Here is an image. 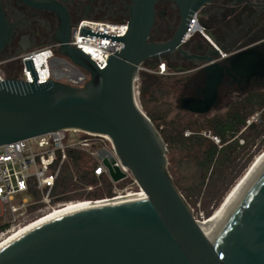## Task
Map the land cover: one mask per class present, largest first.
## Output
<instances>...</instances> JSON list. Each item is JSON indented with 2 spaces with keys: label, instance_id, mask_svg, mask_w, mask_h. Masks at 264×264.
Here are the masks:
<instances>
[{
  "label": "water",
  "instance_id": "water-1",
  "mask_svg": "<svg viewBox=\"0 0 264 264\" xmlns=\"http://www.w3.org/2000/svg\"><path fill=\"white\" fill-rule=\"evenodd\" d=\"M161 0H132L123 36L81 27L82 36L122 43L100 69L81 50L59 40L60 53L90 73L81 87L49 79L38 83L33 60H26L33 82L0 81V146L59 130L109 136L117 155L144 196L54 216L0 248V264H264V167L206 237L167 170V144L137 102L134 82L145 62L168 53L188 56L185 39L195 13L198 23L214 0H170L179 26L166 43L149 41ZM211 40L212 38L208 36ZM213 49L202 58L206 100L186 98V109L207 112L215 104L225 69L247 82L264 77V40L242 44L222 66ZM150 69L157 64H149ZM147 88L142 87L144 94ZM200 103V102H199ZM114 181L125 177L112 171Z\"/></svg>",
  "mask_w": 264,
  "mask_h": 264
},
{
  "label": "built area",
  "instance_id": "built-area-1",
  "mask_svg": "<svg viewBox=\"0 0 264 264\" xmlns=\"http://www.w3.org/2000/svg\"><path fill=\"white\" fill-rule=\"evenodd\" d=\"M81 27L123 36L128 30V21H85L74 28L69 44L81 50L103 69L107 58L121 50L122 43L79 35ZM197 35H205V28L198 23V14L195 13L185 39ZM30 59L33 60L38 83L52 79L81 87L90 79L87 70L74 64L67 56L55 54L47 48L31 52L23 59L20 80L33 82L25 63ZM41 72H46L45 80L40 78ZM143 72L165 74L163 65L155 69L142 66L141 74L134 82L136 99L143 87ZM4 79L5 73L0 67V81ZM261 113L259 111L251 116L239 135L253 122L261 121ZM209 137L220 143L217 136ZM240 143L243 144L244 140L240 139ZM79 154L82 156L79 162H85L87 170L90 171L85 178L75 171L72 164L75 156ZM66 167L69 169L67 178L63 176ZM116 168L125 174L118 182L112 177V171ZM105 181L112 183L114 195L140 190L138 182L121 163L114 143L107 135L59 130L0 146V240L51 211L84 200H96L89 196L102 188ZM121 182H125V185L117 187ZM66 185L70 188L65 189Z\"/></svg>",
  "mask_w": 264,
  "mask_h": 264
},
{
  "label": "flooded vegetation",
  "instance_id": "flooded-vegetation-1",
  "mask_svg": "<svg viewBox=\"0 0 264 264\" xmlns=\"http://www.w3.org/2000/svg\"><path fill=\"white\" fill-rule=\"evenodd\" d=\"M131 3L132 0H0V67L5 79L20 80L23 59L31 52L50 48L55 54L60 53L59 40L67 34L71 40L74 28L82 22L129 21ZM201 20L206 25L205 35H197L201 37L195 36L185 45L188 56L168 53L145 62L144 66L163 65L165 74L157 76H174L175 89L179 90L177 107L192 117L206 119L213 110L228 108L236 98L264 88V77L253 76L247 82L240 79L236 70L225 69L216 102L209 111H190L183 102L186 98L193 99L198 103L191 106L198 109L206 100L202 58L212 55L213 49H218L217 44L223 52L222 57L215 56L214 60L224 66V59L231 52L242 44H251L260 27L264 30V0H214ZM179 23L176 5L170 0L159 1L149 41L166 43Z\"/></svg>",
  "mask_w": 264,
  "mask_h": 264
},
{
  "label": "trees",
  "instance_id": "trees-1",
  "mask_svg": "<svg viewBox=\"0 0 264 264\" xmlns=\"http://www.w3.org/2000/svg\"><path fill=\"white\" fill-rule=\"evenodd\" d=\"M141 78L144 82L143 74ZM163 94L161 89H154L150 92L149 100L146 101L144 94L141 93V106L148 118L161 132L167 144V151L169 148L178 146L188 154L192 149L197 152L194 156H187V159L181 162L182 179L179 182L174 181V184L187 204L191 196H195L196 199L193 203L196 205L198 197L206 190L205 197L208 199V207L205 209L207 217H210L214 211L209 210V206L213 202L216 208L221 204L228 193L227 191L234 186L248 169L249 164L253 162L254 156L264 150V91L257 90L246 93L236 99L224 115L204 119L205 125H200L199 130L206 129L217 136L220 142L225 144L221 148L213 140H209L197 132L185 137L184 129L178 130L174 134L163 131L157 122L158 120L165 121V116L170 108L169 104H158ZM152 104L153 106L150 107ZM259 111L262 112L261 121L253 122L239 135L242 129L247 126V120ZM188 128L195 129L193 126ZM240 139L244 140L243 144H240ZM251 149H253L251 154L242 161L245 151ZM81 158L82 156L79 154L75 156L74 161L78 168L77 172L85 178L90 174V171L87 170L85 162L84 164L79 162ZM190 173H193V177ZM64 177L67 178V176ZM117 185L123 187L125 182ZM68 188L70 186L66 185L65 189ZM114 196L112 183L105 181L104 186L95 190L89 197L98 200L97 198H112Z\"/></svg>",
  "mask_w": 264,
  "mask_h": 264
},
{
  "label": "rangeland",
  "instance_id": "rangeland-1",
  "mask_svg": "<svg viewBox=\"0 0 264 264\" xmlns=\"http://www.w3.org/2000/svg\"><path fill=\"white\" fill-rule=\"evenodd\" d=\"M197 37H201V36H197ZM259 39L264 40V30H261V27L259 28V35L257 36V38H255V40L250 41L249 43H255ZM142 74L144 75L143 87L147 88L145 93H144V100H146V101L149 100L150 92L152 90L161 89L164 92V94L162 95L161 100L158 104H163V105L169 104L170 105L169 112L165 116V121L158 120V122H157L158 124L161 125V129L163 131H165L168 134L169 133L174 134V133L178 132V130L184 129L183 131H184L185 137H188V136L192 135L194 132H197V133L201 134L202 136L209 138V140H212L209 137V135H212V136H215V135H213L209 130H206V129H200L199 130L200 125L201 126L205 125L203 123L204 119L192 117L191 115L186 114L185 112L181 111L177 107L176 99L179 96V90L175 89V83H174L175 79L173 78L174 76H166L165 75L163 78H159V76H157L155 74L147 73V72H143ZM157 78H158V81H157ZM258 90L264 91V88L258 89ZM236 99H238V98H236ZM137 102L140 105V107L143 109V107L141 106V97L140 96L137 97ZM152 106H153V104L150 105V107H152ZM230 106H228V108L223 107L221 110H218L217 112L215 110H213L210 114H208V116H209L208 118H212L216 115H224L229 110ZM189 126H193V128H195V129L188 128ZM213 142L215 144H217L219 146V148H221L222 146L225 145L221 142L220 143H216L215 141H213ZM253 149H251L249 151H245V154H243L244 157H243L242 161H244L246 158H248V156L251 154ZM195 154H197V152L193 149L188 154L178 146L168 149V151H167V158H168L167 170H168L169 174L171 175L173 181H175V182L181 181V179H182V174L180 172L181 162L186 160L187 156H194ZM257 155H259V154H256L254 157H256ZM234 156H233V158H234ZM72 164H73L75 171H77L78 168H77L75 161H72ZM81 164H84V162H81ZM193 173H194V170H193ZM193 173H190V175H192V177H193ZM67 175H69L68 167H66L63 170V176H67ZM117 187H120V186L117 185ZM214 190H216V189L214 188ZM205 193H206V190L204 191V193L201 194L200 197H198L196 205H194V203H193L196 199L195 196H191V199L188 200L189 201L188 205H189V207H190V209H191L196 220L197 219L201 220V219H204L207 217V212H206L205 208L208 207L207 206L208 205L207 204L208 199H206ZM215 208L216 207L214 206V202H213L209 206V210H212V212H213L215 210Z\"/></svg>",
  "mask_w": 264,
  "mask_h": 264
},
{
  "label": "bare ground",
  "instance_id": "bare-ground-1",
  "mask_svg": "<svg viewBox=\"0 0 264 264\" xmlns=\"http://www.w3.org/2000/svg\"><path fill=\"white\" fill-rule=\"evenodd\" d=\"M40 78L45 80L47 78L46 72L40 73ZM264 167V151L255 157L253 162L250 164L245 173L239 178V180L232 186V188L228 191L226 196L224 197L221 204L214 210L210 217H206L204 219H197V223L207 237L209 233L213 230L216 224L220 221L223 215L227 212V210L231 207V205L235 202V200L239 197V195L243 192V190L252 182V180L257 176L260 170ZM144 196V192L142 190H129L123 194L115 195L112 198H103L98 200H84L74 204L67 205L60 209H56L47 213L40 219L32 221L20 228L14 230L12 233L6 235L3 239L0 240V248L24 233L25 231L33 228L34 226L58 215L90 208L96 207L106 204H115L123 201H128L136 198H140Z\"/></svg>",
  "mask_w": 264,
  "mask_h": 264
}]
</instances>
